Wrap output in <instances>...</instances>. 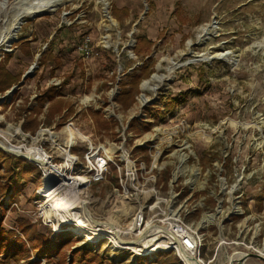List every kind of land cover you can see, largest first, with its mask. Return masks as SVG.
<instances>
[{"label":"rangeland","instance_id":"obj_1","mask_svg":"<svg viewBox=\"0 0 264 264\" xmlns=\"http://www.w3.org/2000/svg\"><path fill=\"white\" fill-rule=\"evenodd\" d=\"M31 1L5 0L0 11V38L14 24L18 26L10 42H0V63L5 61L12 74L21 76L35 63L32 74L14 95L7 93L1 99L6 91L0 94V135L6 136L7 130L17 127L29 131L22 127L23 121L33 116L30 111L36 105L35 95L54 85L47 83L53 78L60 83L67 79L58 99L72 104L74 110L61 118L66 114L64 107L47 123L46 103L37 115L34 131L39 125L55 126L72 117L96 145L118 146L125 138L123 146L132 156L148 163L146 150L136 149L139 143L148 140L156 128L184 122L188 128L178 136L189 157L182 163L183 173L176 184L185 186V193L193 186V195L202 197L203 205L186 219L202 235L199 258L203 264H264L256 257L238 263V257L242 259L245 253L264 255V0H64L54 9L23 15L16 22V12ZM115 10L120 19L113 15ZM62 24L70 30L65 28L66 34L56 35ZM77 27L83 32L75 34ZM32 32L36 39L29 42L32 53L26 54L14 43L29 38ZM74 34L79 35L75 36L74 48L62 46ZM141 34L152 41L148 60L151 71L140 80L133 104L123 109L115 97L123 77L142 65L132 50L135 36ZM51 39L61 46L54 50L57 60L40 63ZM7 52L10 57L5 59ZM180 92L186 93L184 99ZM83 93L93 100L90 107L78 111L72 101ZM166 96L176 99L170 108L163 104ZM154 102L160 109L157 118L148 110ZM89 108L98 109L110 120L109 128L96 123L88 114ZM132 118L150 122L149 128L129 129ZM161 137L160 133L155 136ZM0 142L6 145L3 138ZM12 143L19 145L20 136ZM158 148L163 167L153 173L166 189L171 172L178 166L180 150L164 144ZM113 177V171L108 173L102 183L91 185L83 198L94 213L123 225L127 216L120 212L125 206L131 212V203L111 194ZM40 186L41 179L39 185L29 181L14 197L9 193L1 200V229L11 232L12 238L28 249L27 258L11 264H70L75 249L90 250L101 264H157L156 253L112 248L107 237L97 232L93 235L79 225L55 229L35 219ZM24 224L50 241L71 236L73 242L58 254L44 247L37 254L22 230Z\"/></svg>","mask_w":264,"mask_h":264},{"label":"built area","instance_id":"obj_2","mask_svg":"<svg viewBox=\"0 0 264 264\" xmlns=\"http://www.w3.org/2000/svg\"><path fill=\"white\" fill-rule=\"evenodd\" d=\"M50 82H53L57 87L60 86L59 79L53 78L47 81V83ZM92 100L83 93L72 102L78 111H82L86 106H91ZM187 128L186 123L178 122L162 129H154L156 131L153 135L138 145H144L145 156L149 159L148 163L132 156L130 151L123 146L125 138L118 146H115V143L107 146L96 145L81 132L72 117L64 121L58 128L39 125L33 133H30L17 127L7 130L6 136H0L3 139L6 137L4 141L7 146L16 147L27 155H31L33 149L42 153L43 158L34 156L42 161V163H36L40 171L41 186L39 187L40 195L35 200V219L52 225L55 229L61 225L77 226V220L85 218L80 205V200H86L83 198L85 191L93 184L102 183L108 173L112 172L111 166H113L117 184L114 185L111 194L128 200L131 203L130 208H132L130 212L125 206L124 212H120L127 216L126 223L120 225L114 220L118 227L114 231L119 238L139 244L140 239L143 238L148 239L153 236V239L156 238L155 240H162L164 236L168 235L171 238L170 246L159 251L171 249L178 254L176 238L179 245L188 254L192 253V256H196L200 264H203L199 258L202 235L198 227L186 220L190 214L203 205L202 197L193 195V186L188 187V191L185 193V186L176 184L177 178L183 173L182 163L189 157L182 150L185 149L184 141L178 136L183 134ZM157 133L162 134V137L155 138ZM15 136H20L21 143L19 145L12 143ZM28 139L31 141L29 142ZM161 144L167 148L173 147L174 151L180 150L177 154L178 166L171 172L166 189L158 184L156 174L153 173V171L159 173L163 167L159 164L161 151L158 147ZM75 146L84 148L83 152H74L72 148ZM25 159L30 161L28 157ZM78 175L82 178L74 179L79 177ZM48 193L69 200L73 207L65 210L54 207L55 205H51L54 199H49ZM86 202V213L92 222L101 225L111 224L109 216L97 215L90 209V202L88 200ZM114 231L111 233L101 231L99 234L108 238L112 248H124L115 243Z\"/></svg>","mask_w":264,"mask_h":264},{"label":"trees","instance_id":"obj_3","mask_svg":"<svg viewBox=\"0 0 264 264\" xmlns=\"http://www.w3.org/2000/svg\"><path fill=\"white\" fill-rule=\"evenodd\" d=\"M115 10L113 12V15L120 19L118 16L119 13ZM180 17V16H179ZM68 25H61V27L58 28L56 35L58 34H66L64 32V29H69ZM67 30V31H69ZM82 31L79 27L75 29L76 31ZM34 32V31H33ZM33 32L31 33V36L29 38H19L17 41H15V46L20 47L24 53L31 54V50L29 47V42L36 39V36L33 35ZM83 32V31H82ZM73 35V38H69V42L65 43V45L62 46H68L69 50H71L73 47L74 40L76 39ZM79 36V35H78ZM60 46L59 43L55 42L54 39H51L48 43L47 50H44L41 53L40 56V63H44L45 61H56L57 60V53L54 52L57 47ZM152 45V41L147 38L145 35H136L135 36V44L132 48L133 53L135 56L142 60V65L139 67H135L131 72L127 73L120 82V89L115 97L116 102L123 108L127 109L129 108L135 98V94L138 91V84L140 80L144 77H147V75L150 73L151 69H149L148 60L151 59L149 56L150 53V47ZM99 50V49H98ZM99 53H101L99 51ZM98 53V54H99ZM5 54V53H4ZM10 57V53H6L5 59ZM145 58V59H144ZM4 59V60H5ZM3 63H0V94H3L5 91L10 89L11 86L17 84L20 80L21 75H15L12 74ZM67 79H63V81L60 83V86L57 87L56 85L48 86L45 89H43L41 92L35 95V104L32 107V110L30 111L33 116L30 115V117H27L24 119L22 127L26 130H32L34 131L36 125H37V115L40 113L43 106L47 103V113L46 122L49 123L50 119L54 117L57 114H60L64 107L66 110V114L61 116V118L66 117L67 115L71 114L73 112V105L68 103L67 101H64L63 99H58V97H62V93L60 91V88L63 87L66 83ZM17 90V89H16ZM14 91V93L16 92ZM13 93V95H14ZM12 95V96H13ZM180 98H185L186 93L179 94ZM182 100V99H179ZM176 99L173 97L166 96L164 97L163 104L166 108H170L174 103ZM156 102L152 103L151 107H148V110L153 111L152 116L157 118V116H160V109L157 107H154ZM6 105V103L4 104ZM88 114L91 118L95 120L96 123L100 122L104 125L105 128H109L110 126V120L103 118L101 113L98 109H88ZM63 122H58L55 124V127L58 128ZM150 126V122L142 121L137 118H132L128 122V128L129 129H135L137 131L140 130H146ZM137 150L144 151L145 149L141 146L136 147ZM74 152L82 153L84 148L75 146L72 148ZM111 170L114 171V167L111 166ZM3 180V182L1 181ZM113 183L116 185V177L112 178ZM34 181L39 185L40 181V171L36 165H34L31 161L26 160L24 158H19L13 154L4 152L0 150V221L4 214V209L2 207V198L9 193L10 196L19 193L24 185L29 182ZM32 226L29 224H24L22 226L23 232L27 234L28 241L30 243L31 248L35 251V253L40 254L42 252L41 248L47 249L50 253H59L61 249L73 242L71 236H65V237H58L57 239L50 241L47 236H45L43 233L34 232L31 230ZM4 250V251H3ZM0 252L5 253L3 257H0V264H11V263H17L22 258L28 257V249L26 246L23 245V242L19 239H13L11 232H5L0 227ZM156 261L157 264H183L181 259H179L172 250H166V251H157L156 252ZM1 256V255H0ZM64 260V259H63ZM101 259L94 253H92L90 250H82V249H75L72 251L71 254V260L70 264H101ZM28 264H38L37 261L30 262ZM60 264V263H58Z\"/></svg>","mask_w":264,"mask_h":264},{"label":"bare ground","instance_id":"obj_4","mask_svg":"<svg viewBox=\"0 0 264 264\" xmlns=\"http://www.w3.org/2000/svg\"><path fill=\"white\" fill-rule=\"evenodd\" d=\"M64 0H32L29 3H26L24 6H22L20 8V10H18V12H16V22H18V20L23 16V15H34L37 13H40L42 11H45L47 9H54L58 4L62 3ZM5 6V0H0V11L3 9V7ZM106 16L108 17V19L113 23L114 21L109 17V15L106 14ZM18 26L17 24H14L10 30H7L5 32H3L1 38H0V42H10L11 39L13 38V32L15 30H17ZM147 84V81H144L142 83V86L145 87ZM144 98H141V101H144ZM1 138V136H0ZM6 138V137H5ZM4 138V139H5ZM12 149H17L16 147H13ZM33 156H38L40 158H43L42 153H40L39 151L33 149V152L30 153ZM79 177H75L74 179H78L80 180L82 177L80 175H78ZM48 195H50L49 199H54V202L51 203V205H55L54 207L60 209V210H65L68 209L69 207H73L71 206V202L67 199H63L60 196H56L55 194H50L48 193ZM86 200H80V205L81 208L83 209V212L85 214V218L81 219V220H77V225H79V227L81 229H88L89 231H92V233H101V231H106L111 233V231H114L115 229H117L118 227L116 226L114 220H109L110 221V225H101V224H95L94 222H92L86 213ZM128 210V209H127ZM121 211L124 212V210L122 209ZM110 229V230H108ZM115 232V231H114ZM162 237V236H161ZM166 237V238H165ZM115 238V243L118 244V246L120 247H127L129 248L131 251H142L145 253H152V252H157L160 249H165L167 247L170 246V237L168 235L164 236V239L162 240H155L156 238L153 239L152 238H143L140 239L139 244H135L134 241H127V240H123L121 243L119 242V238L116 237V235H114ZM132 242V244L130 243ZM190 253V252H189ZM189 256L191 257L190 261L191 264H200V261L198 260V258H196V256H192V253L189 254ZM240 257H238V260H240Z\"/></svg>","mask_w":264,"mask_h":264},{"label":"water","instance_id":"obj_5","mask_svg":"<svg viewBox=\"0 0 264 264\" xmlns=\"http://www.w3.org/2000/svg\"><path fill=\"white\" fill-rule=\"evenodd\" d=\"M35 68V63H33L29 68H28V70L25 72V73H23L22 74V76H21V79H20V81L17 83V84H15V85H13V86H11L10 87V89H8L5 93H4V95H2L1 96V99H4L5 98V96H6V94L7 93H13L19 86H20V84L28 77V76H30L31 74H32V71H33V69ZM0 150H2V151H4V152H7V153H10V154H13V155H15V156H17V157H19V158H29L30 159V161H32L33 163H42V161L40 160V159H38V158H36V157H34V156H32V155H27V154H25L23 151H21L20 149H12V148H10L9 146H7V145H3L1 142H0ZM115 235H116V237H118L119 238V236H118V234L115 232ZM123 240L122 239H120L119 238V242H122ZM175 241L177 242V244H178V248H177V250H178V255H179V257H180V259H181V261L183 262V264H191V261H190V259H191V257L189 256V254L179 245V242H178V240L175 238ZM169 250H171V249H169ZM247 257H256V258H259V259H262L263 261H264V255H262V254H260V253H245L244 254V256H243V258L242 259H240V260H238V263H240V262H242L243 260H245Z\"/></svg>","mask_w":264,"mask_h":264}]
</instances>
